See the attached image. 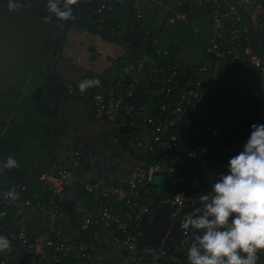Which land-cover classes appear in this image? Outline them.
Instances as JSON below:
<instances>
[{"label":"built area","instance_id":"2783aa9c","mask_svg":"<svg viewBox=\"0 0 264 264\" xmlns=\"http://www.w3.org/2000/svg\"><path fill=\"white\" fill-rule=\"evenodd\" d=\"M235 1L248 14L259 42V34L264 33V0ZM124 3L99 0L93 20L94 30L127 43L121 60L124 73L105 74L98 78L100 86L84 94L77 85L67 86L68 95L86 102L94 119L106 128L107 153L74 151L70 168L56 163L42 168L34 161L24 181L0 191V235L11 241L12 248L0 252V264H187L195 235H202L181 229L173 250L165 248V238L159 246L141 242L142 222L151 223L163 205L168 206L169 226L179 223L181 228L184 217L203 206L200 195L211 192L213 183L227 173L221 153H237L243 142L241 134L237 140L219 137L225 99L202 89L193 72L209 71L214 76L224 72L232 78L247 64L264 74V61L253 51L241 16L227 0H193L190 12L182 10L184 0H176L165 20L167 25L191 27L192 15L207 18L210 70L188 69L172 60L139 11L132 23L120 18V24L108 32L105 19L111 20L115 8ZM191 29L196 39L200 28ZM134 33L141 35L138 48L124 42ZM142 34L148 36L144 41ZM139 85L145 87L144 93L138 92ZM212 103L211 114L201 112ZM134 116L145 122L147 143L136 132ZM96 164L115 171L126 168L127 179L117 178L119 172L97 175ZM12 189L19 193L15 202L5 198ZM65 208L75 216L67 218ZM114 244L120 247L113 248L112 259L105 262Z\"/></svg>","mask_w":264,"mask_h":264},{"label":"crops","instance_id":"0c3cea01","mask_svg":"<svg viewBox=\"0 0 264 264\" xmlns=\"http://www.w3.org/2000/svg\"><path fill=\"white\" fill-rule=\"evenodd\" d=\"M30 1L47 8L48 0ZM128 1H131L135 11L143 15L146 27L159 34L158 46L173 51L176 62L193 70L200 67L210 70L212 63L206 53L210 39L207 18L200 17L197 21L191 18V27L167 25V8L173 9L176 0H159L160 4L149 0ZM98 2L78 0L70 6L71 18L81 21L84 26L74 25L65 34L50 72L34 84L38 88L33 86L30 95L18 103L10 119V110L31 73L35 68L44 67V59L47 60L51 52L47 49L48 45L41 48L48 41L50 22L19 10L0 7V126L8 119L0 135V191H6L14 183L24 181L27 168L34 161L42 168L51 162L70 168L72 161L67 156V150H71L72 155L74 151L91 152L99 156L107 153V142L103 138L106 128L95 121L86 102L70 97L67 92L69 84L78 85L86 78L98 79L108 73H124L121 60L127 51V43L124 46L93 29L94 7ZM59 7L65 10L64 0H61ZM194 26L200 28L196 39L191 29ZM61 30L62 27L57 37ZM204 48L205 52H202ZM190 49L195 50V54L188 59ZM196 75L205 91H212L216 96L225 98L226 108L219 137L226 141L237 140L241 134L243 139L239 152L221 153L222 168L227 171L229 160L243 150V145L250 137L251 126L264 124V74L243 64L232 78L224 72L217 76L209 71ZM38 89L41 93L36 99L35 91ZM205 109L202 107L201 112L211 114L214 108L211 106L208 111ZM247 123L249 126L242 135ZM49 152L56 154L52 158H44L43 155ZM8 156L14 157L20 167L3 169ZM108 168H100L96 164L93 170L97 175L104 176L119 172ZM233 218L234 215L230 217L229 223ZM162 223L163 220L159 218L142 225L141 242L151 243L154 237L159 236L166 239L165 248L173 250L180 239V224L164 229ZM117 245L114 244L113 248H118ZM240 255L246 257L247 254ZM257 256L256 264H264V250H258Z\"/></svg>","mask_w":264,"mask_h":264},{"label":"clouds","instance_id":"9594fccd","mask_svg":"<svg viewBox=\"0 0 264 264\" xmlns=\"http://www.w3.org/2000/svg\"><path fill=\"white\" fill-rule=\"evenodd\" d=\"M77 2L64 0L62 11L61 0H48L47 10L68 20L72 15L70 6ZM77 86L84 94L100 86V80L86 78ZM251 127L243 150L229 160L227 173L213 183L211 192L200 195L203 206L183 219L182 230L202 231V235H195L188 250V264H256L257 251L264 250V124ZM19 167L12 156L3 165L8 170ZM5 198L15 202L19 193L12 189ZM11 250V241L0 235V252ZM240 253L247 255L242 257Z\"/></svg>","mask_w":264,"mask_h":264},{"label":"water","instance_id":"95a60500","mask_svg":"<svg viewBox=\"0 0 264 264\" xmlns=\"http://www.w3.org/2000/svg\"><path fill=\"white\" fill-rule=\"evenodd\" d=\"M236 10V12L241 16L244 25L247 29L248 37L250 45L253 49V51L259 56V58L264 61V50L261 48L258 42V34L254 31L251 20L248 16V14L236 3L235 0H227ZM0 7H6L11 10H19L22 12H25L27 14L36 16L38 19L46 20L49 23V31H48V41L44 42L41 45V48L46 47L50 52L48 59L45 62V65L43 68H35L33 72L31 73L30 77L28 78L23 91L19 94V97L17 98V102L14 104V107L10 110V115L8 119L11 118L13 113L16 111V107L20 101H22L27 95H29L30 91L33 89L34 84L39 81L44 75L48 74L50 72V67L55 60L61 41L63 40L65 34L72 28L74 25L84 26L81 21H76L74 18H69L68 20H62L58 18L55 14L50 13L47 8L42 7L41 5H38L37 3L31 2L30 0H0ZM96 6L94 7L95 10ZM208 22V21H207ZM53 23V24H52ZM52 24V25H51ZM209 25V22H208ZM62 27V30L57 37L59 28ZM211 35V34H210ZM135 40L133 41V39ZM141 40V35L138 33H134L132 35H128L124 42L131 41L130 45L134 48L139 47V43ZM37 41L40 43V41L37 39ZM258 73V72H257ZM215 95V94H214ZM216 96V95H215ZM219 96V95H218ZM216 96V97H218ZM132 99L128 98V101L130 102ZM8 119L4 122L2 127L0 128V135L5 128V126L8 124ZM96 121V120H95ZM97 122V121H96ZM98 123V122H97ZM250 123V122H249ZM249 123H247L243 130L242 135L245 134L246 129L249 126ZM99 124V123H98ZM129 131H124V133H127ZM167 214H168V206L163 205L161 208H159L157 214L154 217L153 222H155L157 219L163 220L162 226L164 224V229H166L169 226V223L167 221ZM147 221L144 220L142 222V225L146 224ZM161 226V228H162ZM116 236H119V233H115ZM162 238V237H161ZM161 238L159 236L154 237L153 240H151V243L143 244L146 246H159L161 244Z\"/></svg>","mask_w":264,"mask_h":264},{"label":"trees","instance_id":"16d2710c","mask_svg":"<svg viewBox=\"0 0 264 264\" xmlns=\"http://www.w3.org/2000/svg\"><path fill=\"white\" fill-rule=\"evenodd\" d=\"M192 1L193 0H184V6L182 7V10L183 11H187V12H190L189 10H190V8L188 7V6H190V4H192ZM1 6V5H0ZM134 13H135V9H134V7H133V5H132V3H131V1H128V0H125V3H124V5L122 6V7H116L115 8V14H113L112 15V19L111 20H108L107 18L105 19V23H104V25H105V28H106V30L108 31V32H110L113 28H116L117 27V25H119L120 24V22H119V19L120 18H122V19H124V20H126L127 22H130V23H132V20H133V18H134ZM89 15L91 14V13H88ZM193 17V21H197L198 20V18H200V17H205V16H202L201 14H195V15H192ZM53 24V23H52ZM51 24V25H52ZM99 32V31H98ZM99 33H101L102 34V36H106L105 35V33L102 31V32H99ZM211 36V35H210ZM147 37L148 36H145V35H143L142 34V41H144V40H146L147 39ZM116 40V39H115ZM117 42H119V43H123V42H120L119 40H116ZM122 45H124L125 46V44H122ZM259 45L261 46V48L264 50V33H261V34H259ZM160 47V46H159ZM161 48H166V49H168L169 50V53H170V55H171V58H172V60H174V61H177L176 60V58H175V54L173 53V51L170 49V48H167V47H161ZM202 52H205V48L203 49V51ZM195 54V50H193V49H190L189 50V53L187 54V57H188V59H190L193 55ZM206 56V55H205ZM207 58L208 59H210V61H211V63H212V59H211V57L210 56H207ZM46 61V59H44V62ZM194 62V61H193ZM179 63V62H178ZM181 64V63H180ZM183 65V64H182ZM247 65V64H246ZM184 66V65H183ZM186 68H190V67H187V66H185ZM211 67H212V65H211ZM197 69V68H196ZM195 69V70H196ZM196 74H199L198 72H193V75H195V78H197V75ZM117 75H119V74H117ZM35 87H37L38 88V86L37 85H34V88ZM137 88H139V90H138V92L139 93H144V89L143 88H145L143 85H139V86H137ZM31 92V91H30ZM40 93H41V91H40V89H38V90H36L35 91V96H36V99L37 98H39L40 97ZM29 95H30V93H29ZM145 95V98H147V100H150L149 99V96H148V94L147 93H145L144 94ZM28 96V95H27ZM26 96V97H27ZM25 97V98H26ZM225 99V98H224ZM225 108H226V106H225ZM116 151H118V150H116ZM120 153V152H119ZM120 155H122V157H123V159H126L127 158V156H126V154H125V152H121V154ZM165 184H166V180H165ZM65 214H66V216H67V218H69V219H71V218H73L74 216H75V214H74V212H73V210L71 209V208H65Z\"/></svg>","mask_w":264,"mask_h":264},{"label":"rangeland","instance_id":"374dc122","mask_svg":"<svg viewBox=\"0 0 264 264\" xmlns=\"http://www.w3.org/2000/svg\"><path fill=\"white\" fill-rule=\"evenodd\" d=\"M175 9V7L173 8V9H168L167 8V14H169V11H173ZM84 25V24H83ZM192 77L193 78H195V75H192ZM201 88H202V85H201ZM203 89V88H202ZM23 101V100H22ZM212 107L213 108H215V103H212ZM134 120H135V122H136V124H137V133H140V137H141V139L145 142V143H147L148 142V137H147V131H146V127H145V122H144V120L141 118V117H139V116H134ZM1 127V126H0ZM63 151V150H62ZM62 151L60 152V154L62 153ZM44 152H46V150L44 151ZM66 153H67V156H69V158L71 159L72 158V151L71 150H67L66 151ZM55 154L56 153H54V152H49V153H46V154H44L43 155V157L44 158H52V157H54L55 156ZM58 154V153H57ZM231 154V153H230ZM39 160H41V157H40V159ZM55 161H57V163H58V160H57V158H55ZM38 163V162H37ZM40 163V162H39ZM51 163H54V162H51ZM40 166V165H39ZM185 169V168H184ZM127 169L126 168H121L120 169V171H119V173H118V175H117V178H121L123 181L124 180H126L127 179ZM117 246H119L120 247V245H117ZM112 249H113V245H111L110 246V248H109V251L106 253V255H105V257H106V259H105V262L106 261H109V260H111L112 259V257H113V254H112Z\"/></svg>","mask_w":264,"mask_h":264},{"label":"flooded vegetation","instance_id":"af4514ba","mask_svg":"<svg viewBox=\"0 0 264 264\" xmlns=\"http://www.w3.org/2000/svg\"><path fill=\"white\" fill-rule=\"evenodd\" d=\"M254 71V70H253Z\"/></svg>","mask_w":264,"mask_h":264}]
</instances>
